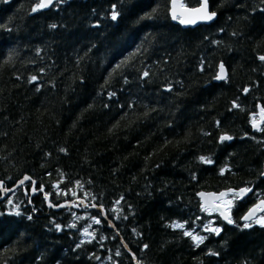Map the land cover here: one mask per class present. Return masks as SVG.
Returning <instances> with one entry per match:
<instances>
[{
    "label": "trees",
    "instance_id": "16d2710c",
    "mask_svg": "<svg viewBox=\"0 0 264 264\" xmlns=\"http://www.w3.org/2000/svg\"><path fill=\"white\" fill-rule=\"evenodd\" d=\"M169 1L0 0V264H264V0Z\"/></svg>",
    "mask_w": 264,
    "mask_h": 264
},
{
    "label": "water",
    "instance_id": "95a60500",
    "mask_svg": "<svg viewBox=\"0 0 264 264\" xmlns=\"http://www.w3.org/2000/svg\"><path fill=\"white\" fill-rule=\"evenodd\" d=\"M54 0H41L43 7H48L53 3ZM169 16L171 20L181 26L182 28H195L201 24L213 23L216 19V13L210 10L208 0H199V4L194 7L184 5L182 0H170L169 1ZM227 77V69L220 62L217 66L216 78L218 80L225 79ZM264 118V110L259 106L258 119L253 123L252 128L258 130L260 124ZM222 137H229L228 135H222ZM261 177L264 178V165L261 173ZM26 180V179H25ZM23 181H18L15 185L10 188L4 189L5 194L14 191ZM34 180H32V186L30 190L31 196L38 193L34 190ZM253 191V187L242 186L239 188H228L221 190H200L197 192V197L202 208H206L215 212L221 220L228 222L231 218V212L228 210L226 204L222 203L228 195L235 193L237 194L239 200H243L248 197ZM47 201V206L58 209L60 206H65V204L55 206L51 204L48 200V196L45 195ZM85 203L84 200H81ZM93 209L102 213L103 218H106L105 211L102 206H92ZM264 212V198L258 199L253 202L246 211L241 215V222H250L255 219L259 214ZM108 225L110 228L114 229V226L110 220H108ZM135 259V258H134ZM136 261V260H135Z\"/></svg>",
    "mask_w": 264,
    "mask_h": 264
},
{
    "label": "rangeland",
    "instance_id": "374dc122",
    "mask_svg": "<svg viewBox=\"0 0 264 264\" xmlns=\"http://www.w3.org/2000/svg\"><path fill=\"white\" fill-rule=\"evenodd\" d=\"M237 199H238V197L235 194H233V195L228 196L223 201V203L226 204L228 206V208H231L235 204ZM248 223H251V224H264V212L259 214L255 219H253L252 221H250ZM216 228H218V227H216Z\"/></svg>",
    "mask_w": 264,
    "mask_h": 264
},
{
    "label": "bare ground",
    "instance_id": "6f19581e",
    "mask_svg": "<svg viewBox=\"0 0 264 264\" xmlns=\"http://www.w3.org/2000/svg\"><path fill=\"white\" fill-rule=\"evenodd\" d=\"M216 16H217V15H216ZM201 25H202V24H201ZM25 179H26V180H25ZM30 180H31L30 177H24V178H22V179H19L18 181H23V182L19 185V187L22 186L24 183L30 182ZM18 181H17V182H18ZM17 182H16V183H17ZM16 183H15V184H16ZM15 184H14V185H15ZM30 195H31V194H30ZM79 202L81 203V200H80ZM71 204H72V203H71ZM83 204H84V203H83ZM69 205H70V204H69ZM65 206H66V204H65ZM95 206H96V205H95ZM63 207H64V206H63ZM90 207L92 208V206H90ZM201 208H202V207H201ZM228 222H229V221H228Z\"/></svg>",
    "mask_w": 264,
    "mask_h": 264
},
{
    "label": "snow or ice",
    "instance_id": "6c2138e0",
    "mask_svg": "<svg viewBox=\"0 0 264 264\" xmlns=\"http://www.w3.org/2000/svg\"><path fill=\"white\" fill-rule=\"evenodd\" d=\"M112 18H113V19H116V13H113ZM262 59H264V57H262ZM33 79H35V77H33ZM221 139H222V140H223V139H230V137H222ZM201 159L204 160V157H201ZM246 226H247V225H246ZM186 235H187V233H186Z\"/></svg>",
    "mask_w": 264,
    "mask_h": 264
}]
</instances>
